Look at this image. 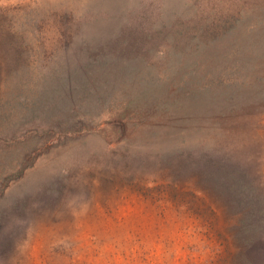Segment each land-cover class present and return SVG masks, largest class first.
<instances>
[{
  "label": "rangeland",
  "instance_id": "1",
  "mask_svg": "<svg viewBox=\"0 0 264 264\" xmlns=\"http://www.w3.org/2000/svg\"><path fill=\"white\" fill-rule=\"evenodd\" d=\"M0 264H264V0H0Z\"/></svg>",
  "mask_w": 264,
  "mask_h": 264
},
{
  "label": "trees",
  "instance_id": "2",
  "mask_svg": "<svg viewBox=\"0 0 264 264\" xmlns=\"http://www.w3.org/2000/svg\"><path fill=\"white\" fill-rule=\"evenodd\" d=\"M141 96L139 95V94H136V99H138V98H140ZM245 192V191H244ZM244 192L243 191H240V195H239V197L240 198H243L244 197ZM244 230H245V228H244Z\"/></svg>",
  "mask_w": 264,
  "mask_h": 264
}]
</instances>
